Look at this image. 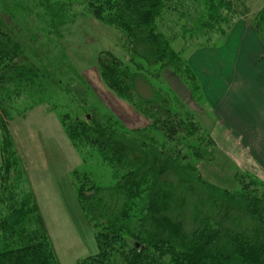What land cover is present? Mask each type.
<instances>
[{
    "label": "trees",
    "instance_id": "trees-1",
    "mask_svg": "<svg viewBox=\"0 0 264 264\" xmlns=\"http://www.w3.org/2000/svg\"><path fill=\"white\" fill-rule=\"evenodd\" d=\"M85 2L96 20L123 34L130 56L143 62L125 66L100 52L96 65L109 92L148 124L126 130L103 115L60 116L70 144L83 155L86 150L97 152L114 178L113 184L101 187L86 171L71 173L80 209L96 232L97 253L78 264H264V183L238 175L240 188L231 192L204 182L197 165L213 159V140L191 114L172 105L173 98L161 94L146 68L157 66V78L168 72L187 82L190 69L182 51L171 47L175 36L170 38L162 23L167 12H177L178 22H183L178 35L184 45L194 47L193 35L186 34L190 12L185 7L193 4V26L207 29L203 37L224 38L238 13L232 6L236 1ZM8 9L7 0H0V135L2 146L9 149L3 151L0 184V264H60L25 175L20 171L22 177H12L20 164L5 130L8 115L3 108L7 94L40 91L46 82H59L23 53L22 44H28ZM251 25L264 39V6ZM206 39L199 47L211 40ZM190 79L195 83L194 76ZM139 86L150 92L146 98ZM151 131L161 135L160 146L149 143Z\"/></svg>",
    "mask_w": 264,
    "mask_h": 264
},
{
    "label": "rangeland",
    "instance_id": "rangeland-1",
    "mask_svg": "<svg viewBox=\"0 0 264 264\" xmlns=\"http://www.w3.org/2000/svg\"><path fill=\"white\" fill-rule=\"evenodd\" d=\"M27 1L7 0L8 13L16 20L14 22L22 33V40L28 44H22L21 49L25 55L36 60V65L49 75L51 80L59 82V85L49 81L50 83L43 84L44 87L40 91L35 89L5 96L3 108L8 115L5 130L13 143L15 156L20 164L17 167L19 173L17 174L16 170V173H11L12 177H22L20 171L23 172L27 186L35 193L36 203L58 262L78 264L97 253L96 232L80 209L71 173L74 170L86 171L101 187L113 184L114 178L110 167L101 161L97 152L86 150L83 155L70 144L60 116L69 114L71 118L90 119L95 115H103L118 121L126 130L147 126L148 122L142 120L144 118L137 110L109 92L99 78L96 65L100 52L114 55L125 66L143 62L130 56L129 44L118 29L105 25L89 13L85 0ZM232 6L234 9L238 7L236 3ZM185 10L190 12V15H187L190 19L185 28L188 31L186 34L193 35L190 37L194 47L184 45L178 35L182 32L179 26L183 22H178L177 12H167L168 16L162 21L168 36H175L172 37L174 40L171 41V47L176 52L182 51L183 59L190 69V76L185 74L188 81L179 80L184 89V97H179L167 87L166 83H170L171 78L177 79L175 76L164 72L157 78V66L146 68L150 71L148 74L155 77L151 80L152 84L161 94L173 98L172 105L177 110L191 114L205 132H212L214 119L206 110L209 107L205 104L203 91L191 68L192 55L196 49L221 47L223 43L218 41L217 44H211L217 39L223 42L224 38L213 35V39L212 36L208 38L211 39L209 41L203 37L202 34L207 29H200L197 24L193 26V4L185 7ZM188 18L183 20L187 21ZM205 39L208 40L205 44L207 46L202 44V47H199V43ZM39 58L40 60H37ZM201 70L207 71L205 67ZM193 76L195 83L189 81ZM138 88L140 93L146 95L145 98L150 94L145 87ZM201 109L203 110L200 111ZM149 137V143L160 146L162 138L158 132L151 131ZM1 140L0 135V184L4 170L3 151H9L7 145L2 146ZM5 140L7 141V135ZM213 143L215 147L216 143ZM182 146L183 143L179 147ZM7 155L5 152V158ZM244 159H247V156L243 148L232 150L229 143H224L219 144L216 150L214 148L210 162H200L197 168L204 182L231 192L240 188L238 175L264 183L257 171H253L250 166L239 165V161ZM246 181L248 182L247 178ZM127 243L130 244L125 240L124 244Z\"/></svg>",
    "mask_w": 264,
    "mask_h": 264
},
{
    "label": "crops",
    "instance_id": "crops-1",
    "mask_svg": "<svg viewBox=\"0 0 264 264\" xmlns=\"http://www.w3.org/2000/svg\"><path fill=\"white\" fill-rule=\"evenodd\" d=\"M236 4L240 9L227 25L223 42L217 39L214 43L223 45L194 50L191 68L214 119L212 132H206L216 143L215 150L224 143L232 150L243 148L247 159L239 165L250 166L264 182V39L251 25L264 0H236ZM166 84L184 97L179 80L171 78Z\"/></svg>",
    "mask_w": 264,
    "mask_h": 264
}]
</instances>
